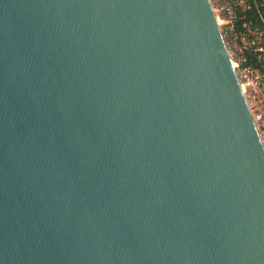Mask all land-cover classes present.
<instances>
[{
    "label": "water",
    "instance_id": "1",
    "mask_svg": "<svg viewBox=\"0 0 264 264\" xmlns=\"http://www.w3.org/2000/svg\"><path fill=\"white\" fill-rule=\"evenodd\" d=\"M0 264H264L211 0H0Z\"/></svg>",
    "mask_w": 264,
    "mask_h": 264
},
{
    "label": "built area",
    "instance_id": "2",
    "mask_svg": "<svg viewBox=\"0 0 264 264\" xmlns=\"http://www.w3.org/2000/svg\"><path fill=\"white\" fill-rule=\"evenodd\" d=\"M264 144V0H211Z\"/></svg>",
    "mask_w": 264,
    "mask_h": 264
}]
</instances>
